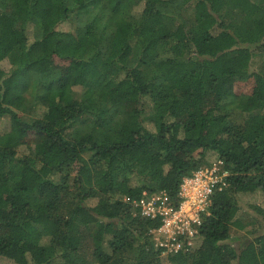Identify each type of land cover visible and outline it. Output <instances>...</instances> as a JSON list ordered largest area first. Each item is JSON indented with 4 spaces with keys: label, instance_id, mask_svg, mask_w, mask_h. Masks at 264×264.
I'll list each match as a JSON object with an SVG mask.
<instances>
[{
    "label": "trees",
    "instance_id": "obj_1",
    "mask_svg": "<svg viewBox=\"0 0 264 264\" xmlns=\"http://www.w3.org/2000/svg\"><path fill=\"white\" fill-rule=\"evenodd\" d=\"M53 6L59 17L37 12ZM0 123V259L264 264V205L240 199L264 196V0H0ZM211 157L227 184L196 248L165 255L160 220L133 201L179 204ZM251 211L255 235L234 249Z\"/></svg>",
    "mask_w": 264,
    "mask_h": 264
},
{
    "label": "built area",
    "instance_id": "obj_2",
    "mask_svg": "<svg viewBox=\"0 0 264 264\" xmlns=\"http://www.w3.org/2000/svg\"><path fill=\"white\" fill-rule=\"evenodd\" d=\"M228 175L224 160L218 158L184 178L179 204H175L166 191L144 192L133 201L143 216L160 220L152 232L156 247L163 254L186 253L196 248L203 216L209 212L214 193L227 184Z\"/></svg>",
    "mask_w": 264,
    "mask_h": 264
},
{
    "label": "rangeland",
    "instance_id": "obj_3",
    "mask_svg": "<svg viewBox=\"0 0 264 264\" xmlns=\"http://www.w3.org/2000/svg\"><path fill=\"white\" fill-rule=\"evenodd\" d=\"M37 12L40 16H45L47 13L50 12V14H52L53 16L59 17L61 15L62 10L58 7L53 6V8L50 10H47L44 8H38ZM64 27L69 28V25L65 24ZM54 61L57 66H60V67L66 66V61L64 60H60L59 58H56ZM1 66L5 70H9L11 67L8 60H4L3 62H1ZM252 88H253V81L249 80L247 82L236 83L234 91L238 95V94H243V93H250L252 91ZM129 108L131 111H135L137 109V104H134V103L130 104ZM1 124L2 123H0V125ZM42 138H43L42 135H39L34 132L29 133V135L26 137V139L28 140L30 144H35L39 142ZM24 147L25 146H23V148ZM216 159L217 158L215 157H211L210 162H213ZM258 194H259L258 192H255V193H242L240 195L241 203L245 210H248L249 202H257L258 204L264 205V196H259ZM97 203H98L97 199L91 201V205H97ZM251 215H253L252 211L250 215L248 214L244 216L241 215L236 220L235 225L233 226V229H232L231 239L229 240V242L232 244V247L234 249L239 248V246H241V244L244 243V241L252 239L253 236L255 235L254 232L253 234L251 233V230L254 229V226L252 224L247 225L246 227L242 225L243 223L251 221V218H252ZM263 231H264V226L260 228L259 232H263ZM233 253L235 254V252ZM0 264H17V263L11 260H7V259H0Z\"/></svg>",
    "mask_w": 264,
    "mask_h": 264
}]
</instances>
